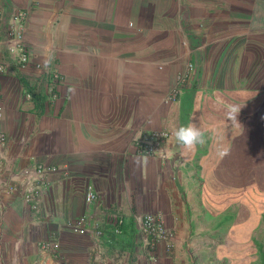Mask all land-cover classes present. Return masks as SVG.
Segmentation results:
<instances>
[{
	"label": "crops",
	"instance_id": "1",
	"mask_svg": "<svg viewBox=\"0 0 264 264\" xmlns=\"http://www.w3.org/2000/svg\"><path fill=\"white\" fill-rule=\"evenodd\" d=\"M10 3L27 9L25 30L35 58L55 52L63 78L55 132L72 155L71 163L63 157L65 165L59 167L84 175L101 195L86 213L110 236L113 231L102 210L114 208L124 213L123 231L134 212L160 211L168 227L184 230L177 231L179 242L187 236L185 230L203 227V222L208 230L218 227L229 206L225 203L239 195L218 187L224 175L238 173L241 164L248 168V158L255 156L264 166V0H0V5ZM186 66L193 70L190 81L197 91L193 87L168 104L174 113L162 109L175 87L176 72ZM5 78L0 74V132L9 135V150L2 153L0 144V215L21 216L14 236L31 246L28 210L6 184L29 162L28 150L23 151L26 139L18 133L22 125L26 132L24 120L35 105L16 93V78ZM218 98L241 106L236 127ZM181 115L187 125L202 128L206 138L195 148L200 150L183 158L185 171L178 167L182 147L176 139L166 159L162 153H138L134 137L139 129L178 128ZM47 123L41 121L38 130H47ZM220 151L227 155L221 157ZM197 166L198 180L186 190L179 188L178 183L186 186L185 172L195 173ZM2 223L0 228L8 230ZM68 231L76 241L82 238ZM74 252L84 251L76 247ZM108 255L113 254H107L113 264H124Z\"/></svg>",
	"mask_w": 264,
	"mask_h": 264
},
{
	"label": "rangeland",
	"instance_id": "2",
	"mask_svg": "<svg viewBox=\"0 0 264 264\" xmlns=\"http://www.w3.org/2000/svg\"><path fill=\"white\" fill-rule=\"evenodd\" d=\"M19 12L25 13L26 23L28 12L27 9H23L22 5L11 3L0 5V65L4 66V72H0V74H5V79L9 82L16 78L15 80L18 81L16 93L21 95L23 100L31 103L34 102L33 104L35 105L34 109L31 110L32 115L28 114L25 117L26 132H24L25 127L21 124L22 126L20 125L19 130L22 133H18L19 138L21 137L23 141L26 139L23 142L25 144L23 151L28 150L27 158L29 162L26 166L32 167L43 163L60 166V164H64L63 161L61 162L63 157L70 160L69 162L71 163V153L66 150L61 139L57 141L55 132L56 125L54 124L56 118L58 119L61 115L60 111H62L59 106V86L56 85L55 89H53L50 83L53 72L61 75V71L57 68L55 52L46 53L43 57H40L38 54L35 58L34 49L25 30L23 39L28 52L35 62L30 66L19 67L16 58L14 60L8 53V43L10 45L17 44L15 38L8 34V28L10 25L14 26V17ZM50 23L53 25L55 22ZM47 55L49 56L48 58H46ZM168 55L171 54H166L164 57L171 59V57H167ZM160 66L163 68L164 64L160 62ZM192 71V68L186 66L181 71L176 72V76H174L175 87H173L171 92L174 91V88H178L180 89L179 94L174 100L166 99L163 103L166 108L162 109H167L174 113V110H171L168 104L177 102L182 97H180L181 93L188 92L193 87L195 89L193 92L197 91L196 87L193 86L194 81H190ZM24 80H27L29 83L25 84ZM53 90L58 94V99L53 98ZM2 108L0 107V114L2 113ZM176 120L173 119L172 122L176 123ZM41 121L44 123L48 122L47 126H50L51 129L48 127L47 130H38V124ZM187 123V117L185 119L181 115L179 127L186 126ZM175 128V126H169L165 129L173 132ZM38 132L40 133L35 139L36 146L31 147L33 137ZM27 133L32 139L26 138L28 136ZM1 135L5 137L4 140L1 139ZM18 137L17 141H20ZM173 139L175 140V138ZM0 144L2 146V153H6L9 150V135L5 132H0ZM172 146L173 140L162 152H170ZM184 151L181 148L178 153V163L182 161V164L178 165V167H181L182 170L188 167L184 165L185 161L183 158L186 157L182 155ZM246 157L243 156L242 158ZM248 159L251 161L248 168L244 169L245 165L241 164L239 166L240 173L225 174L222 185L218 182V187L225 189L227 195L231 192L236 193L237 191L239 195L238 197H233V203L231 201L227 204L225 203V206H229L225 207L226 211L221 215L219 226L213 230L204 228L206 222H203V227L199 226L185 230L184 234L187 236L182 242H179L180 239L177 231L183 233L184 230L168 227L166 219L160 211L148 212V214H160L166 226L174 234L170 246L161 240L153 248H150L146 244V237L138 229L135 214L139 212L133 213V217L127 221L125 230L123 231L122 229V233L119 236H111L108 239L107 243L110 244L109 247L107 245L105 248V244L99 245V241L92 232L82 235L79 241L73 239L72 234H69L70 232L68 231L72 230L68 222L75 220L82 214H86L85 195L87 190L92 188V190L97 192L99 198H101V195L92 181L82 177L84 175L72 174L73 172H71L72 170L69 167L61 165V167H66L69 170V174L67 176H64V174H54L52 176L54 187L43 195L39 212L34 211L22 198L16 196L20 203L26 206L28 210L27 214L31 218L30 222L32 223L29 226V229L33 231V233L31 232L33 234L31 246L23 240L21 242L18 235L14 236L16 222L21 216L14 214V218H8V215L4 219V214L0 215V222H3L2 225L7 224L8 226V230L0 228V264H39L42 260L44 264H60L61 262L65 264H88V262L89 264H113V262L107 259V254L110 252L113 255L108 256L116 260L115 263H117V260L123 259L124 264H264V166H262L261 160L257 156ZM198 169L199 166H197L196 172L191 174L185 172L186 186L185 184L178 183V187L184 190L187 188V184H194L198 180L196 176ZM17 171L13 175L14 180ZM229 176L231 177L226 179ZM13 182L15 183L16 181L7 182L6 188L8 189V186ZM100 185H102V182ZM196 187L198 186L196 185ZM184 194L186 195V192ZM140 214H147V212ZM102 216L104 215L102 214ZM104 220L105 217H103ZM41 227H44L43 230ZM45 230L47 231L46 236ZM13 236L15 242L11 240ZM62 236H64V240H61ZM119 238L121 240L117 241ZM9 241L12 242V246L9 245ZM17 241H20L21 244L16 243ZM52 241L59 244V257L57 259L55 254H51L52 258L49 260L48 256L45 258L41 255V246L42 243H50ZM76 247H80L84 252L81 255L75 254L74 249ZM90 252L91 261L89 260ZM83 258H86V262L83 261Z\"/></svg>",
	"mask_w": 264,
	"mask_h": 264
},
{
	"label": "built area",
	"instance_id": "3",
	"mask_svg": "<svg viewBox=\"0 0 264 264\" xmlns=\"http://www.w3.org/2000/svg\"><path fill=\"white\" fill-rule=\"evenodd\" d=\"M25 19L26 15L24 12H19L16 17H14V26L11 25L8 28V34L15 38L17 44L10 45L8 43L7 49L11 58L17 60L19 67H26L33 64L34 59L28 52L26 44L24 42V31H25ZM0 72H4V66L0 65ZM63 78L57 73L53 72L51 75V85L53 89L55 86L61 84ZM180 89L174 88V91L170 93L167 97L168 100L176 99L179 94ZM30 96V95H29ZM53 90V98H57ZM173 132L169 129L161 130H146L144 128L139 129L134 137V144L137 148L139 154L144 156H157L159 153L168 147L173 140ZM1 139L4 140L5 137L1 135ZM54 174H64L67 176L69 170L66 167H59L52 164H36L32 167L26 166L17 171L15 183L13 182L8 186L10 192L17 194L19 198H22L29 206L36 212L40 211L41 202L43 195L50 191L54 187L52 176ZM99 199L96 191L90 188L87 190L85 195V203L87 206H91ZM104 214L106 224L111 226L112 234L118 236L122 233V227L125 223L124 213L118 208L102 210ZM135 218L138 222V229L146 237V244L153 248L156 243L163 240L170 246L174 238L173 231L170 230L160 214H135ZM68 225L70 228L78 234L85 235L88 232H92L99 245H104L108 242L111 237L106 234L104 228L98 221H94L93 217L86 213L80 215L75 220L69 221ZM107 235V236H106ZM107 237V240L105 239ZM42 252L48 254H55V257H59V244L57 242L42 243ZM153 258V257H151ZM39 264H44L42 260ZM60 264H65L61 262Z\"/></svg>",
	"mask_w": 264,
	"mask_h": 264
},
{
	"label": "clouds",
	"instance_id": "4",
	"mask_svg": "<svg viewBox=\"0 0 264 264\" xmlns=\"http://www.w3.org/2000/svg\"><path fill=\"white\" fill-rule=\"evenodd\" d=\"M217 104L222 106L225 110V117L230 121L233 127L238 125V115L241 111V106L237 104H228L221 99H217ZM173 135L177 143L185 150L182 155H188L197 145H204L206 143L205 133L202 128L195 123L187 126H180L173 130ZM221 157L226 156V151H220ZM162 157L167 158V152H162Z\"/></svg>",
	"mask_w": 264,
	"mask_h": 264
},
{
	"label": "trees",
	"instance_id": "5",
	"mask_svg": "<svg viewBox=\"0 0 264 264\" xmlns=\"http://www.w3.org/2000/svg\"><path fill=\"white\" fill-rule=\"evenodd\" d=\"M25 84L29 83L27 80H24Z\"/></svg>",
	"mask_w": 264,
	"mask_h": 264
}]
</instances>
